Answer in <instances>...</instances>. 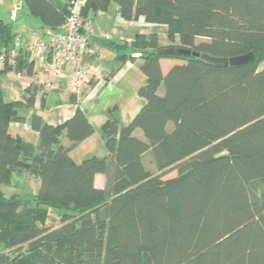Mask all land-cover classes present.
I'll return each instance as SVG.
<instances>
[{
    "label": "trees",
    "instance_id": "16d2710c",
    "mask_svg": "<svg viewBox=\"0 0 264 264\" xmlns=\"http://www.w3.org/2000/svg\"><path fill=\"white\" fill-rule=\"evenodd\" d=\"M23 2L44 30H59L74 0ZM111 3L125 20L164 25L167 43L155 31L104 41L120 63L139 58L145 75L132 118L99 126L106 155H70L95 131L77 105L80 90L59 124L30 113L34 143L11 134L9 123L25 119L21 107L33 108L36 79L15 100L0 87V264H264V0H83L81 25ZM16 37L0 20V51ZM192 52L254 58L223 66ZM164 58L181 61L163 73ZM33 66L19 48L0 74L32 76ZM146 151L156 170L144 165ZM14 173L36 179L37 192L5 196L1 185ZM53 209L66 211L50 225Z\"/></svg>",
    "mask_w": 264,
    "mask_h": 264
},
{
    "label": "crops",
    "instance_id": "0c3cea01",
    "mask_svg": "<svg viewBox=\"0 0 264 264\" xmlns=\"http://www.w3.org/2000/svg\"><path fill=\"white\" fill-rule=\"evenodd\" d=\"M18 1L19 5L17 4ZM0 8H4V15H0V20L8 22L12 26L14 34L20 38V50L29 54V58L33 60L34 64L32 76H19L14 71L0 74V87L4 99L10 101L25 95L26 85L34 80L41 70L42 55L38 54L31 57L27 46L32 40L33 32L43 33L44 27L38 17L28 14L23 0H0ZM111 10L109 12L108 7L105 11L89 12L85 18V23L89 26L87 43L93 52L81 55V62L87 68V73L80 92L77 94L78 104H76L85 111L89 121L94 125L95 131L70 152L71 157L77 162L84 158L82 156L85 153L78 154L81 149L85 152H91L94 149V137L99 135V126L105 119L115 117L119 122L126 123L143 103V100L137 95L138 87L145 81V75L138 68L139 58L134 61L127 60L120 63L116 58V52L110 49L104 41L108 39L117 43H123L124 41L129 43L136 33L151 31L132 25L138 21H145L142 17L125 20L119 15L115 4ZM105 34L110 37L106 38ZM160 43L164 44V40ZM127 51L131 52L133 50L128 48ZM136 54L138 53L136 52ZM175 63L174 59L171 58L160 59L162 72L165 73ZM72 93L73 91L66 85L63 78L55 82L51 91L47 93L42 90L37 91L33 108L21 107L20 112L24 114L25 119L23 121H11L9 132L28 141L37 142V132L29 124L30 113L36 111L45 122L54 125L59 124L69 118L77 106L71 102ZM126 94H131L134 102L130 105L131 109L128 110L126 117L120 118V115L117 114L119 104L125 101L123 97ZM99 97L102 101L104 100L106 105L93 110L95 100ZM122 99L123 101H121ZM41 100H44V107H41ZM111 108H115L114 110L117 109V111L111 113ZM136 131L137 129L134 131L135 134ZM61 142L66 143L65 136L64 138L61 136ZM106 154L107 151L104 155ZM75 155H78V157L75 158ZM104 182L105 178L102 173L95 174V185L102 187Z\"/></svg>",
    "mask_w": 264,
    "mask_h": 264
},
{
    "label": "built area",
    "instance_id": "2783aa9c",
    "mask_svg": "<svg viewBox=\"0 0 264 264\" xmlns=\"http://www.w3.org/2000/svg\"><path fill=\"white\" fill-rule=\"evenodd\" d=\"M82 0H74L69 13L59 30L45 29L43 33L35 31L27 46L31 57L42 55L41 70L36 75V81L42 91H50L55 82L64 79L66 85L78 92L84 82L87 68L81 62L83 53H92L87 43L89 26L81 25L79 9ZM81 26H83L81 30ZM45 35V36H44ZM106 38L110 36L105 34ZM20 48V38L16 37L11 47H2L0 65L6 56L14 57ZM17 75L21 76L19 72Z\"/></svg>",
    "mask_w": 264,
    "mask_h": 264
},
{
    "label": "rangeland",
    "instance_id": "374dc122",
    "mask_svg": "<svg viewBox=\"0 0 264 264\" xmlns=\"http://www.w3.org/2000/svg\"><path fill=\"white\" fill-rule=\"evenodd\" d=\"M17 4L19 5V1L17 2ZM113 5H114L113 3L110 4L109 12L112 11L111 8L113 7ZM0 15H4V8H0ZM132 25L137 26L140 29H146L147 31H156L158 33L160 42L164 40V43H167L166 36H165V33H164L165 32V26L164 25H162V24H148L145 21H138V22H136V23H134ZM163 36H164V39H163ZM174 61L175 62H177V61L179 62L181 60L174 59ZM158 90H159V93H163L164 87H163L162 84L159 86ZM124 98H125V101L123 103L121 102L119 104V109H118V113H117V114L120 115L119 116L120 118L126 117L128 110L131 109L130 105H132L133 102H134L133 98L131 97V94L124 95L123 99ZM123 99L121 101H123ZM103 105H106V104L104 103V100L102 101V99L99 97L97 100H95V105L92 107V109L94 110L96 108L103 107ZM139 107H138V109H139ZM114 109L115 108H111V113L117 111V109L116 110H114ZM131 118H132V116L130 117V119ZM171 128H172V123H169L168 126H167V129L170 130ZM136 134L139 137L144 138L141 129L138 128L137 131H136ZM63 138H64V135H63ZM94 139H95V141L93 143L94 149H92L91 152H85V150L81 149L78 152V154L82 155L83 153H85L84 156H82L84 158L85 157H90V156H93V155H96V154H97L96 156H103L104 153L106 152V148L104 146V143H103V140L101 138L100 133H99V135H96V137H94ZM77 157H78V155H75V158H77ZM142 161H143V163H144V165L146 167L148 166L150 169H151V167H153L156 170V165H155V163H154V161L152 159L151 151H146L143 154ZM171 174H173V173H171ZM11 180H12V183H5V184L1 185V190H2V192H3V194L5 196H9V195H11L13 193L18 194L20 196H22V195H32V194L37 192L38 187H39V182L36 179L34 180V179L30 178L26 173H23V174L14 173L12 175V179ZM14 184H16V185H14ZM64 211H66V209H59V210L58 209H53V210H50L49 211V216L47 217V220H46V223L50 224V225H55L57 223V221H58L59 214L61 212H64Z\"/></svg>",
    "mask_w": 264,
    "mask_h": 264
},
{
    "label": "water",
    "instance_id": "95a60500",
    "mask_svg": "<svg viewBox=\"0 0 264 264\" xmlns=\"http://www.w3.org/2000/svg\"><path fill=\"white\" fill-rule=\"evenodd\" d=\"M162 51L163 52H172L173 48L168 47V48L163 49ZM178 51L180 53H185V54L190 53V50L179 49ZM192 53H193V55L200 56L209 62L221 64L223 66L243 64V63H246V62L253 60V58H254L252 52H248V53L240 54V55H235V56H229V57L211 56V55H208L206 53L199 54L197 52H192Z\"/></svg>",
    "mask_w": 264,
    "mask_h": 264
}]
</instances>
